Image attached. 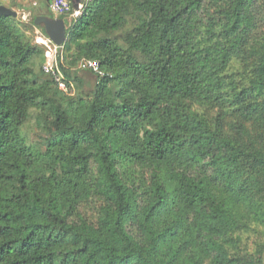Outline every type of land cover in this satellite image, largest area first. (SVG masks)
Wrapping results in <instances>:
<instances>
[{
  "label": "trees",
  "instance_id": "16d2710c",
  "mask_svg": "<svg viewBox=\"0 0 264 264\" xmlns=\"http://www.w3.org/2000/svg\"><path fill=\"white\" fill-rule=\"evenodd\" d=\"M51 1L0 15V264H262L264 0H91L66 93ZM82 59L107 76L72 94Z\"/></svg>",
  "mask_w": 264,
  "mask_h": 264
},
{
  "label": "built area",
  "instance_id": "2783aa9c",
  "mask_svg": "<svg viewBox=\"0 0 264 264\" xmlns=\"http://www.w3.org/2000/svg\"><path fill=\"white\" fill-rule=\"evenodd\" d=\"M90 2L91 0H80L77 10H74V19L78 18L82 14L84 8ZM71 8V0H52L49 4V11L56 16L67 15L71 11ZM37 43H42L41 45H44L48 49L45 52V63L42 68L44 74L50 76L57 88L60 91L66 93L67 85L57 64L58 55L60 54V47L53 45V43L47 37L43 38L42 40L38 39ZM77 70L78 72H90L94 76L97 84L99 80L107 76V74L100 68L96 60L82 59L77 65L76 71Z\"/></svg>",
  "mask_w": 264,
  "mask_h": 264
},
{
  "label": "rangeland",
  "instance_id": "374dc122",
  "mask_svg": "<svg viewBox=\"0 0 264 264\" xmlns=\"http://www.w3.org/2000/svg\"><path fill=\"white\" fill-rule=\"evenodd\" d=\"M0 6H4L15 12L17 14L16 18L19 21L24 23H29L32 20L30 12L33 11V13H35L42 11L43 3L42 0H0ZM23 8H28L30 11L23 10ZM71 10H72L71 13L69 12L66 15L65 18V22H67L66 24L70 23L72 19L74 20L75 12L73 7L71 8ZM53 17L57 18L58 16L53 15ZM28 35H30V33H28ZM31 35L34 38L33 42L38 45H41L42 43L41 44L37 43V40L38 39L42 40L43 38H45V36H43L41 32L37 29H34ZM45 50L47 51L48 49L45 47ZM77 76L81 79L82 82L80 85H78V88L75 86V88L72 90L71 93L76 94L79 92L80 94H82L81 92L83 93L89 92L91 85L94 81L93 77H91L89 74H83V72L80 71L77 73ZM27 138L30 142L37 140V132L36 129L34 130V127H32V131H29V134H27ZM262 260H263L262 264H264V253Z\"/></svg>",
  "mask_w": 264,
  "mask_h": 264
},
{
  "label": "water",
  "instance_id": "95a60500",
  "mask_svg": "<svg viewBox=\"0 0 264 264\" xmlns=\"http://www.w3.org/2000/svg\"><path fill=\"white\" fill-rule=\"evenodd\" d=\"M74 10H77L80 0H71ZM1 16L16 17V13L12 10L0 6ZM36 26H42L46 37L57 47H61L66 40V25L65 21L61 18H50L47 16H38L34 20Z\"/></svg>",
  "mask_w": 264,
  "mask_h": 264
},
{
  "label": "crops",
  "instance_id": "0c3cea01",
  "mask_svg": "<svg viewBox=\"0 0 264 264\" xmlns=\"http://www.w3.org/2000/svg\"><path fill=\"white\" fill-rule=\"evenodd\" d=\"M83 72V74H89L91 77H93V79H94V76L90 73V72H87V71H82ZM95 80V79H94Z\"/></svg>",
  "mask_w": 264,
  "mask_h": 264
},
{
  "label": "clouds",
  "instance_id": "9594fccd",
  "mask_svg": "<svg viewBox=\"0 0 264 264\" xmlns=\"http://www.w3.org/2000/svg\"><path fill=\"white\" fill-rule=\"evenodd\" d=\"M72 3V2H71ZM72 7H73V4H72ZM74 9V8H73ZM71 12V11H70ZM53 15V14H52ZM54 18V17H53ZM57 18H59V16L57 17ZM65 21V20H64ZM61 48V47H60Z\"/></svg>",
  "mask_w": 264,
  "mask_h": 264
}]
</instances>
